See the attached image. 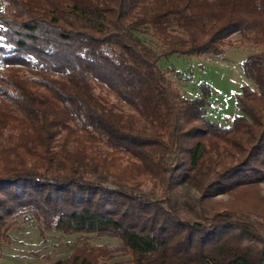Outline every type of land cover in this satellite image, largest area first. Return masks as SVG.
Returning a JSON list of instances; mask_svg holds the SVG:
<instances>
[{
    "label": "trees",
    "instance_id": "obj_1",
    "mask_svg": "<svg viewBox=\"0 0 264 264\" xmlns=\"http://www.w3.org/2000/svg\"><path fill=\"white\" fill-rule=\"evenodd\" d=\"M0 2V253L22 218L122 243L55 264L116 252L132 264H264V234L244 218L264 228V0ZM234 35L262 51L242 63L255 90L221 126L207 118L209 86L184 97L158 63L220 58ZM146 181L160 194L142 193ZM225 194L231 203L213 200Z\"/></svg>",
    "mask_w": 264,
    "mask_h": 264
},
{
    "label": "rangeland",
    "instance_id": "obj_2",
    "mask_svg": "<svg viewBox=\"0 0 264 264\" xmlns=\"http://www.w3.org/2000/svg\"><path fill=\"white\" fill-rule=\"evenodd\" d=\"M138 36L156 53L165 49L161 42L150 35ZM261 51V48L244 41L240 35H234L220 58L174 55L161 58L158 65L168 71V80L184 97H202L200 85L206 83L211 90L207 118L218 125L230 126L233 118L240 115L236 98L244 87L256 88L244 76L242 63L250 54ZM110 100L115 102L113 97ZM125 110L129 111V108L125 107ZM180 188L187 194L197 196V191L187 185ZM152 191L160 194L159 188L151 181H146L141 187L144 194ZM260 194L264 197V182L260 185ZM213 200L225 205L233 201L228 194L216 196ZM244 218L264 234L259 219L252 215H245ZM83 245L115 249L121 247L122 243L119 239L96 234L69 235L55 230L42 233L37 221L15 218L9 221L3 236L0 264H55L71 256L77 247ZM103 264H132V258L125 252H116Z\"/></svg>",
    "mask_w": 264,
    "mask_h": 264
},
{
    "label": "snow or ice",
    "instance_id": "obj_3",
    "mask_svg": "<svg viewBox=\"0 0 264 264\" xmlns=\"http://www.w3.org/2000/svg\"><path fill=\"white\" fill-rule=\"evenodd\" d=\"M4 37L3 36H0V47H2L3 46V44H4Z\"/></svg>",
    "mask_w": 264,
    "mask_h": 264
}]
</instances>
